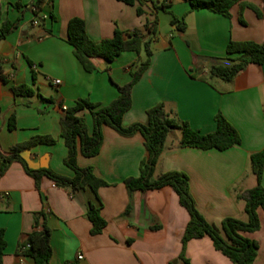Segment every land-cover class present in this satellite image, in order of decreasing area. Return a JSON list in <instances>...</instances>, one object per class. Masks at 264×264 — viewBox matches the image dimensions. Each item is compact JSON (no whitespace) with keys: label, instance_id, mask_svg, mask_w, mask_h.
<instances>
[{"label":"crops","instance_id":"0c3cea01","mask_svg":"<svg viewBox=\"0 0 264 264\" xmlns=\"http://www.w3.org/2000/svg\"><path fill=\"white\" fill-rule=\"evenodd\" d=\"M33 1L0 0V28L6 21L17 25L0 41V156L34 137H49L53 144L22 153H27L31 166L72 178L60 139L63 110L78 99L109 105L118 96L116 85L129 83L145 56L126 52L109 64L97 59L93 61L97 71L86 73L67 43L68 22L83 20L88 38L99 42L111 38L115 29L143 32L145 22L156 17L158 30L168 25L170 34L161 38L158 32L150 66L132 88V106L123 126L145 124L147 110L162 104L168 115L210 134L220 113L237 131L240 145L225 151L178 148L181 134L174 131L166 139L154 177L171 171L186 174L198 211L211 225L219 227L225 218L246 222L245 204L236 195L257 184L249 156L264 148V65H248L231 83L209 79L208 69L214 59L225 58L230 41L264 45V2L244 0L232 7L230 17H223L207 10L190 11L187 0H148L141 16L134 6L116 0H53L35 16ZM245 3L260 16L242 6ZM162 4L167 5L165 10L153 11V5ZM173 18H183L184 32L171 25ZM21 85L34 95L15 96L11 88ZM78 116L91 131V115L83 111ZM102 134L99 154L79 155L76 161L108 184L96 194L89 188L77 192L59 188L45 177L36 187L17 162L0 175L3 264H34L19 252V245L34 230L39 214L51 234L49 264H184L181 241L189 216L175 192L165 187L130 193L124 185L125 179L138 177L147 157L142 137L124 138L107 126ZM261 186L264 189V172ZM90 206L98 208L106 222L95 236L86 217ZM257 214L259 230L244 237L258 245L253 264H264V213L258 209ZM184 256L190 264H231L208 237L189 241Z\"/></svg>","mask_w":264,"mask_h":264},{"label":"trees","instance_id":"16d2710c","mask_svg":"<svg viewBox=\"0 0 264 264\" xmlns=\"http://www.w3.org/2000/svg\"><path fill=\"white\" fill-rule=\"evenodd\" d=\"M128 6H134L136 14H144L143 7L148 0H116ZM190 11L207 10L214 14L230 17V11L234 5L244 0H187ZM264 2V0H262ZM53 0H34L32 4L35 16L42 10L45 4H51ZM16 4L15 7H19ZM251 8L258 16V10L251 4H242ZM167 5L157 7L153 5V11L165 10ZM172 26L176 31H185L183 18H173ZM15 23L6 21L0 28V41L4 40L16 29ZM143 32L134 30L122 32L115 29L109 39L99 42L91 41L86 34V26L83 20L72 18L67 24V43L72 47L73 56L86 73L97 71L93 61L104 60L107 64L112 63L120 54L131 52L137 55L144 54L145 60L138 64L132 79L125 85L118 86L117 98L107 106H99L89 102L87 99H78L73 105L63 110L60 120V139L67 149L64 165L73 172L72 178H66L52 172L50 169H29L20 154L36 145H51L54 140L49 137H34L30 141L13 147L9 154L0 156V175L13 162L19 163L24 172L34 179L36 187L40 180L45 177L52 181L56 187L70 188L73 192L89 188L94 194L100 188L108 184L94 175L92 168H81L77 165L79 155L91 158L99 154L103 144L102 128L107 126L119 136L130 138L140 135L147 152V157L139 166L138 177L125 179L124 185L130 192L153 191L165 187L171 188L178 197L179 204L186 210L189 216L188 223L182 236V252L180 259L184 264H190L184 256L186 244L191 240L208 237L214 249L226 257L231 264H253L258 253V245L244 234L254 233L260 228L257 211L261 209L264 213V189L261 186L264 172V148L249 156V168L251 174L256 178V186L250 190L236 195L237 201L245 204L244 212L247 221L242 222L234 218H225L220 226L209 224L198 211L193 199L189 179L186 174L171 171L155 178V169L159 158L165 150L167 137L174 131L181 134L178 148H192L198 150L225 151L240 145V137L237 131L220 114H216L214 122L216 129L210 134H201L194 131L186 122H181L174 116L168 115L162 104H158L146 112L147 122L134 123L123 126V117L132 106V88L148 70L151 57L152 45L158 38V20L146 21ZM248 65H264V45L253 42L230 41L226 47L225 58L214 59L208 69L209 79H219L231 83ZM3 80V79H2ZM15 96L31 97L34 92L31 88L21 85L11 88ZM50 102V100H47ZM87 111L92 118V129L88 131L85 121L78 116L80 112ZM13 121V119H11ZM14 126L10 122L9 129ZM92 224L90 234L98 235L106 226V222L100 216V210L90 206L86 215ZM44 216L39 214L34 223V230L27 235L26 239L19 245V252L23 256L30 257L34 264H49L52 257L50 230L41 222ZM6 248L4 231L0 230V264H3V256Z\"/></svg>","mask_w":264,"mask_h":264},{"label":"rangeland","instance_id":"374dc122","mask_svg":"<svg viewBox=\"0 0 264 264\" xmlns=\"http://www.w3.org/2000/svg\"><path fill=\"white\" fill-rule=\"evenodd\" d=\"M159 37H163V38H167L168 35L170 34V27L167 25V26H161L159 27Z\"/></svg>","mask_w":264,"mask_h":264},{"label":"water","instance_id":"95a60500","mask_svg":"<svg viewBox=\"0 0 264 264\" xmlns=\"http://www.w3.org/2000/svg\"><path fill=\"white\" fill-rule=\"evenodd\" d=\"M20 156L26 162V164H27V166H28L29 169H32V170H37L38 169L36 167L31 166V164H30V162L28 160L27 153H21Z\"/></svg>","mask_w":264,"mask_h":264},{"label":"built area","instance_id":"2783aa9c","mask_svg":"<svg viewBox=\"0 0 264 264\" xmlns=\"http://www.w3.org/2000/svg\"><path fill=\"white\" fill-rule=\"evenodd\" d=\"M34 25H37L38 23L37 22H34L33 23ZM54 85H58L60 82L59 81H53ZM83 256L82 255H78L77 256V260H82Z\"/></svg>","mask_w":264,"mask_h":264}]
</instances>
